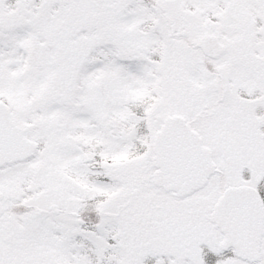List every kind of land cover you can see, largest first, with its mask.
<instances>
[{"label": "snow or ice", "instance_id": "6c2138e0", "mask_svg": "<svg viewBox=\"0 0 264 264\" xmlns=\"http://www.w3.org/2000/svg\"><path fill=\"white\" fill-rule=\"evenodd\" d=\"M0 264H264V0H0Z\"/></svg>", "mask_w": 264, "mask_h": 264}]
</instances>
